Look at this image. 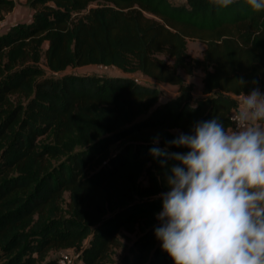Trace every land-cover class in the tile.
Listing matches in <instances>:
<instances>
[{
	"label": "trees",
	"instance_id": "1",
	"mask_svg": "<svg viewBox=\"0 0 264 264\" xmlns=\"http://www.w3.org/2000/svg\"><path fill=\"white\" fill-rule=\"evenodd\" d=\"M25 2L31 19L0 29V264H55L60 250L82 264H173L154 235L169 189L149 149L213 116L230 125L238 97L263 89L264 12L245 0ZM14 4L0 0V20ZM85 65L139 72L176 95L158 102L157 87L129 76L65 72ZM195 70L196 101L184 77Z\"/></svg>",
	"mask_w": 264,
	"mask_h": 264
},
{
	"label": "clouds",
	"instance_id": "2",
	"mask_svg": "<svg viewBox=\"0 0 264 264\" xmlns=\"http://www.w3.org/2000/svg\"><path fill=\"white\" fill-rule=\"evenodd\" d=\"M211 2L225 9L235 0ZM245 2L264 12V0ZM230 120L197 121L164 147L154 137L149 149L169 189L159 194L154 235L173 264H264V92L243 93Z\"/></svg>",
	"mask_w": 264,
	"mask_h": 264
},
{
	"label": "rangeland",
	"instance_id": "3",
	"mask_svg": "<svg viewBox=\"0 0 264 264\" xmlns=\"http://www.w3.org/2000/svg\"><path fill=\"white\" fill-rule=\"evenodd\" d=\"M14 8L5 14L7 22H10L11 24L19 23V22H25L27 18H29L30 12L32 11V8L29 7L25 0H14ZM33 12V11H32ZM31 19V18H30ZM28 19V20H30ZM26 20V21H28ZM2 27L6 26L4 20H0ZM4 28V27H3ZM46 43L44 42L41 47V57H40V66L44 67V50L46 48ZM203 48V45L200 41L198 40H188L187 42V49L190 55L192 56H200L201 54V49ZM65 72H70V73H78V74H93L96 76H119L120 73H118L117 69L113 66H103V65H94V66H79V67H67ZM47 75L48 72H47ZM125 76L132 77L136 81H138L141 84L148 85V86H154L157 87L160 94H159V101L162 102L168 98L174 97L176 95L177 88L174 85H170L164 82H156L152 78H149L145 75H142L139 72H133V73H123ZM201 76L202 73L200 70H195L191 75L185 74V80L188 82H192L194 84V90H193V100L196 101L199 98L204 97L201 93ZM67 197L66 194L63 199V206L64 203L66 202ZM135 239L134 234H129L128 239H122L123 243L128 246L131 241ZM121 250L114 249L111 252V257L113 259H117L118 256L120 255ZM57 253L54 254V256Z\"/></svg>",
	"mask_w": 264,
	"mask_h": 264
},
{
	"label": "built area",
	"instance_id": "4",
	"mask_svg": "<svg viewBox=\"0 0 264 264\" xmlns=\"http://www.w3.org/2000/svg\"><path fill=\"white\" fill-rule=\"evenodd\" d=\"M2 28L3 27H2L1 22H0V29H2ZM260 90L262 92H264V89H260ZM236 109L237 108H234L230 111L229 120H230L232 113ZM230 124H231V120H230ZM55 264H82V262L77 259V255L74 254V252L72 250H60L55 255Z\"/></svg>",
	"mask_w": 264,
	"mask_h": 264
},
{
	"label": "crops",
	"instance_id": "5",
	"mask_svg": "<svg viewBox=\"0 0 264 264\" xmlns=\"http://www.w3.org/2000/svg\"><path fill=\"white\" fill-rule=\"evenodd\" d=\"M31 15H32V11L30 12L29 18H27L26 20L30 19L31 18ZM5 18H6V16H4V18L2 20L5 21V25L6 26H9L11 23L10 22H7V20H5ZM6 26H3V27H6ZM88 66H92V65H88ZM117 71H118V73H120L119 76H124L118 69H117ZM263 89H264V86H263ZM242 100H243V96L238 97L239 105L241 104Z\"/></svg>",
	"mask_w": 264,
	"mask_h": 264
}]
</instances>
